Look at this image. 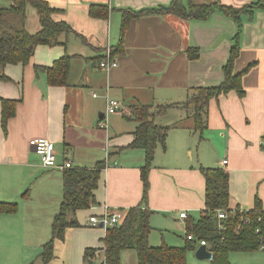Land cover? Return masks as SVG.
I'll return each instance as SVG.
<instances>
[{"label":"crops","instance_id":"crops-1","mask_svg":"<svg viewBox=\"0 0 264 264\" xmlns=\"http://www.w3.org/2000/svg\"><path fill=\"white\" fill-rule=\"evenodd\" d=\"M46 1L58 9L53 19L66 21L73 31L60 35V44L38 45L28 64H7L0 68V74L9 78L0 79V96L19 100L15 115L4 128L0 99V202L19 204L15 213H0V264H34V260L30 262L29 248L40 243L30 244L29 230L37 229V225H30L24 211L30 199V171L38 177L37 188L42 193H52L51 179L60 181L61 197L55 209L59 210L62 200L63 168L44 166L30 144L32 138L46 137L54 142L58 163L70 160L75 166L84 167L107 159L94 191L97 203L90 209L77 211L80 225L68 227L65 238L56 240L54 258L49 263L70 257L76 259L75 264H87L86 248L103 247L108 227L93 225L90 217L126 212L144 204L145 152L127 147L133 142L139 124L133 119V107L183 103L193 88L219 85L238 29L236 21L219 10L208 20L184 18L171 12L143 14L131 19L123 37V49L113 55L119 65L104 70L99 63L106 50L119 43L122 10L169 5L172 0ZM219 1L239 7L255 0ZM93 3L107 4L111 9L108 18L92 17L89 7ZM10 4L11 0H0V6ZM36 12L28 8L26 28L31 33L41 28ZM240 43L234 72L252 64L242 78L245 94L240 96L231 90L212 99L202 135L194 132L191 119L192 123L183 120L169 131L166 148L159 145L156 150L148 173L146 199L154 210L150 219L154 227L150 235L152 245L185 244L187 219L200 218L205 208L202 166L228 170L231 209H251L257 198L264 208V8L242 16ZM190 47L200 50L197 58L189 57ZM65 53L73 56L68 84L49 85L46 74L37 72L35 67L52 65ZM41 79L46 84V93L38 86ZM110 98L121 102L120 111L108 112ZM179 107L171 106L157 114L156 123L167 125L176 121L167 114L179 111ZM121 147L124 148L120 150ZM182 211L188 213L187 218L180 216ZM160 212L166 214L165 225L169 226H161L155 220V214ZM163 227L185 233L184 241L174 242V232L166 236L172 242L165 241L161 229V242H157L153 232ZM197 248L190 252L196 254ZM41 252H37V257ZM123 256L122 252V259ZM244 259L253 264L252 257L247 255Z\"/></svg>","mask_w":264,"mask_h":264},{"label":"trees","instance_id":"trees-1","mask_svg":"<svg viewBox=\"0 0 264 264\" xmlns=\"http://www.w3.org/2000/svg\"><path fill=\"white\" fill-rule=\"evenodd\" d=\"M29 7L35 8L41 23L40 30L35 33L29 32L26 28ZM257 8H264V0H255L239 7L222 4L219 0H212L210 3L172 0L169 5L146 7L140 10H122L120 40L116 47H113L112 55L118 54L123 49V37L131 19L147 13L171 12L184 18L208 20L215 11L219 10L232 17L238 29L233 37L234 44L230 58L224 66V79L219 85L193 88L183 103L138 104L133 107V119H136L139 124L135 129L133 142L127 147L141 148L145 152V163L142 166L144 204L130 207L124 212L118 224L108 226L103 238V247L86 248L84 255L86 261L94 259L97 264H123L122 252L130 248L136 251L138 264H189L188 253L198 247V240L207 242L208 248L213 253L212 264H232L231 252H251L258 249L259 239L255 229L258 225L264 224V208L260 198L256 199L255 207L248 209L247 212L241 213L237 210L227 218L218 216L220 209L231 210L229 207L230 174L224 167H201L206 181L205 208L200 218L187 219L186 229V234L195 235L196 240L186 237L185 244L182 246L167 243L152 245L150 235L154 227L150 219L154 210L146 203L149 186L148 173L153 166L158 146L166 148L171 128L178 126L184 119H191L194 132L202 135L207 127L209 104L212 99H217L221 94L231 90L237 91L240 96L245 94L242 78L252 64L240 72H234V64L241 50L242 16L252 15ZM57 10L46 0H11L9 6H0V68L7 64H28L38 45L60 44V35L73 31L66 21L53 19V14ZM110 13L111 9L107 4L93 3L89 7V14L92 17L105 19ZM199 52L198 48L188 49L190 58H197ZM72 58V55L65 53L55 59L52 65H36L35 68L37 72L46 74L49 85L64 86L68 84ZM0 79L9 80L5 74H0ZM0 99L2 101V125L6 128L9 119L16 113L19 100L1 96ZM171 106L183 107L185 117L167 125L156 123L155 116L165 112ZM122 148L124 147L120 150ZM119 151L110 153L109 157ZM107 164V159H103L93 166H74L63 169L62 200L51 224V238L43 245L41 252L43 264H49L54 258L55 242L57 239L65 238L67 228L80 225L77 211L90 209L97 203L94 191L98 187L101 173ZM18 209L17 202H0V213H15ZM247 217L249 221L246 220ZM259 217L262 219L259 220ZM96 251H102L101 260L95 254Z\"/></svg>","mask_w":264,"mask_h":264},{"label":"rangeland","instance_id":"rangeland-1","mask_svg":"<svg viewBox=\"0 0 264 264\" xmlns=\"http://www.w3.org/2000/svg\"><path fill=\"white\" fill-rule=\"evenodd\" d=\"M35 12V8L31 7ZM37 13V12H36ZM178 110H174L168 112L170 114L168 118L173 117L174 120H179L183 117H185V110H183L182 107H179ZM176 111V112H175ZM167 119V118H166ZM184 120H189L186 123H192L190 119H184ZM200 136V135H199ZM208 145V144H206ZM209 146V145H208ZM30 171V181H29V186L28 188L30 189L29 193V202L26 204L25 207V216L28 218V221L30 225H37L36 228H32L29 230V238L32 239L30 240V244L32 245V242L36 241L37 243H40V245H33L30 246V252H29V258L30 262L34 260V264H43L42 257L39 255L37 257V252H41L43 244H45L47 241L50 240L51 235H52V229H51V224L53 221L54 216L56 215L54 212H57L58 209H55V204L58 200V198L61 197V182L58 181L55 177L51 179L50 181V188L52 193H42L37 187V178L31 175ZM60 192V193H58ZM57 210V211H55ZM55 214V215H54ZM166 214L163 212L155 214V220H159V223L162 224L161 226L167 224V218L165 216ZM35 224V225H34ZM169 225H165L167 227ZM164 232V236L166 238L165 241L167 242H172L168 241V238L166 236L170 235L172 232H174V237L173 240L174 242H182L184 241V235L185 233L180 232V230L177 229H171L170 228H159L157 231L153 232V236L155 239H157V242H161V232L162 230ZM165 231L166 234H165ZM39 234V237H36L35 235ZM180 235V236H179ZM153 237V239H154ZM180 244V243H179ZM184 244H181L179 246H182ZM39 250V251H37ZM34 252V253H33ZM97 256H100V260L102 257V251L98 252L96 251L95 253ZM101 254V255H99ZM123 264H137V256H135V251L132 249H126L123 251ZM250 256L252 257L253 264H264V252L261 251L260 249L254 250L252 252H242V251H233L230 253V260L232 264H249L247 261L244 259L245 256ZM64 257H60L56 259L55 264H75L76 259H71L68 257L67 259ZM75 260V261H74ZM188 263L189 264H212L211 259L204 258L200 259L196 256V254L193 252L188 253Z\"/></svg>","mask_w":264,"mask_h":264},{"label":"built area","instance_id":"built-area-1","mask_svg":"<svg viewBox=\"0 0 264 264\" xmlns=\"http://www.w3.org/2000/svg\"><path fill=\"white\" fill-rule=\"evenodd\" d=\"M100 67L104 70H110L119 65L117 59L112 55V50L109 48L106 50L104 57L100 60ZM122 108V104L120 101L110 98L108 103V112L116 113L120 111ZM30 144L32 147L36 148V152L40 155L42 163L46 167H60V168H70L75 165L70 161L66 160L63 163H58L55 144L50 139L46 137H36L30 140ZM224 163H227V160H224ZM239 210L241 213L247 212L248 209L243 207H238L235 209H231L229 211L226 210H218V216L220 218H227L230 214L233 215L235 211ZM124 216V212L116 211L113 213H106L105 215L99 217L97 215H93L90 217V221L93 225L97 226L103 223L105 226H115L118 224ZM182 218H187L188 213L186 211H182L180 213ZM259 220L262 218L259 217ZM246 220L249 221L248 217ZM239 229V228H238ZM255 232L259 239L258 249L264 252V224H260L256 227ZM187 238L190 240H196V236L193 234H188ZM198 244H206L205 240H198ZM99 252V251H98Z\"/></svg>","mask_w":264,"mask_h":264},{"label":"water","instance_id":"water-1","mask_svg":"<svg viewBox=\"0 0 264 264\" xmlns=\"http://www.w3.org/2000/svg\"><path fill=\"white\" fill-rule=\"evenodd\" d=\"M38 86L41 88V90L44 93H46L47 91L46 84L43 79L38 81ZM33 149L36 151V148L33 147ZM100 225L103 226V223H101ZM196 256L200 259H204V258L212 259L213 253L206 244H201L196 250ZM87 264H97V262L94 259H88Z\"/></svg>","mask_w":264,"mask_h":264}]
</instances>
